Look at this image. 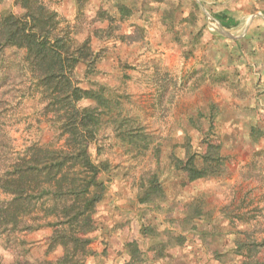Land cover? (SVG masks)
<instances>
[{
    "label": "rangeland",
    "instance_id": "374dc122",
    "mask_svg": "<svg viewBox=\"0 0 264 264\" xmlns=\"http://www.w3.org/2000/svg\"><path fill=\"white\" fill-rule=\"evenodd\" d=\"M138 1L133 16L145 20L144 28L130 20L113 24V38H92L93 50L100 53L96 74L85 79L83 66L75 73L83 88H89L92 81L108 88L113 97L120 99L123 115L134 119L152 141L147 151L135 157L110 129L102 133L100 158L110 163L111 173L105 200L99 206L101 230L94 234L91 246L96 255L86 264L125 263L124 242L134 239L145 248L156 240L140 235L143 226L156 228L158 241L176 235L185 239L181 247L173 245L172 240L167 248L168 258L156 264H237L240 258L234 253L235 242L243 240L244 233L264 242V91L255 89L258 72L247 65L253 62L246 57L247 46L238 47L242 61L239 66L228 57L230 48L225 40V34L236 37L246 29L247 4L242 0H193L200 6V12H195L197 24H205L207 29L206 44L203 41L192 47L190 33L183 31L179 22L187 13L190 0L174 4L180 9L173 16L177 33L162 28L155 16L162 15L169 0ZM44 2L62 19L74 22L76 10L72 0ZM93 5L89 2L88 16H93L99 6L113 11L109 0ZM227 5L239 10L236 27L223 28L215 23L218 22L215 15L222 11L234 19L237 17L235 10L224 9ZM3 10L16 15L22 12L13 0H0V13ZM208 24L216 29L211 27L209 33ZM105 27L107 23L103 22L90 29ZM116 35H124V39L120 41ZM211 75L213 80L217 76V80H210ZM15 103L12 101L10 105L13 116L7 126L14 150L30 143L53 142L56 132L40 117V107L33 101L21 100L18 107ZM210 104L217 107L216 127L228 170L218 178L183 185L180 175L170 168L168 157L172 154L181 157L186 142L194 152L201 149L199 129L206 127L201 113H207ZM251 127L258 131L251 135ZM254 138L258 139L256 143L252 142ZM148 171L157 172L163 183L167 201L161 212L151 206L140 207L136 201L139 179ZM183 205L187 206L185 211ZM196 207L202 208L204 216L187 222L184 215L193 214ZM49 234L47 228L19 233L15 244L13 238L10 242L1 238L0 263H10L14 251L21 249L33 264L55 260L60 250L51 255L45 253ZM19 242L23 244L18 245Z\"/></svg>",
    "mask_w": 264,
    "mask_h": 264
},
{
    "label": "trees",
    "instance_id": "16d2710c",
    "mask_svg": "<svg viewBox=\"0 0 264 264\" xmlns=\"http://www.w3.org/2000/svg\"><path fill=\"white\" fill-rule=\"evenodd\" d=\"M72 2L76 10L73 23L62 19L44 0H13L22 12L0 13V239L10 242L13 238L15 244L19 233L49 229L45 253L51 255L60 250L61 254L53 261L38 264H86L96 255L91 246L94 234L101 230L99 206L105 200L111 173L110 163L100 158L102 133L110 129L135 157L147 151L152 143L134 119L123 115L120 99L113 97L108 88L93 81L89 82V88H83L75 76L79 66L84 67L85 79L96 74L100 53L93 50L92 38H113L112 25L128 21L134 14V6L115 1L112 13L99 6L93 16H88L90 0ZM175 2L179 3L167 1L161 16L162 24L171 33H177L173 16L180 10ZM187 6V15L179 22L192 27L189 45L194 47L202 44L207 28L205 24H197L198 4L190 0ZM215 17L223 28L237 26L236 19L226 11ZM103 22L107 27L90 29ZM139 30L143 32L142 28ZM123 36L116 38L121 41ZM225 40L230 48L232 41ZM227 55L232 59L231 49ZM223 76L224 73L220 76L222 80ZM213 78L211 75L210 80H217V76ZM254 82L258 92L264 91L261 74L258 77L257 73ZM21 100L33 101L40 107V117L56 132L53 142L30 143L14 150L7 126L13 116L12 101L18 107ZM217 113L215 104L208 106L207 113H201L206 122V127L199 129L201 149L194 152L186 142L181 157L174 154L168 157L170 168L180 175L183 185L218 178L228 170L216 127ZM256 131L251 127V135ZM257 140L254 138L252 142ZM136 201L140 207L151 206L156 212L166 208L167 197L157 172L141 175ZM186 207L181 208L185 211ZM193 212L184 215L187 222L204 216L201 207ZM139 233L156 240L145 248L134 239L124 242L122 249L127 260L123 264L162 263L168 258L167 248L172 240L179 247L185 242L180 235L158 241V230L150 226L141 227ZM243 238L235 242L234 253L240 258L237 264H264V242H257L247 232ZM26 254L24 249L14 251L8 264H33Z\"/></svg>",
    "mask_w": 264,
    "mask_h": 264
},
{
    "label": "crops",
    "instance_id": "0c3cea01",
    "mask_svg": "<svg viewBox=\"0 0 264 264\" xmlns=\"http://www.w3.org/2000/svg\"><path fill=\"white\" fill-rule=\"evenodd\" d=\"M107 0H91L90 4H92V6L94 7L93 3L94 2H105ZM111 3L115 2V1H121L127 5H133L134 7H139V1L138 0H109ZM242 3H246L247 4V8L249 10V12H247V23H246V29H244V31H242L240 36H230L228 34H225L227 39L231 40V44H230V49L233 53L232 59L236 64H239V66L242 65V61L241 59H239L241 55L240 51L237 50L238 47H240L241 45H246L248 50H247V56L249 59H251V61H253L250 64H247L251 69H256L258 72V75H262V81L264 82V0H242ZM140 6H142V2H140ZM231 5H227L225 6V10H235V13H237V17L235 18L236 20H239V15H238V9H234L233 7H229ZM200 7V6H199ZM98 9V8H97ZM96 9V10H97ZM95 10V11H96ZM237 11V12H236ZM110 12V11H109ZM188 12V11H187ZM185 16L187 15V13L184 14ZM156 17L159 18V21L162 28H163V24H162V20H161V14L159 13L155 15ZM242 17V15H241ZM243 19V18H242ZM130 22H136L139 23V25L143 27V25H146V23L144 22L145 20H141L139 18V16H132L130 19ZM214 20V19H213ZM215 23L218 25L219 22L215 21ZM135 24V23H133ZM238 25V24H237ZM208 30L210 33V28L212 27V29H216V26H210V24H208ZM221 27V25H219ZM146 27V26H145ZM167 30V27H165ZM183 31L188 30V32L192 31V27L184 24V26L181 28ZM167 32V31H166ZM169 32V31H168ZM171 33V32H170ZM206 36V34H205ZM210 37H212V35H210ZM204 42H206V39L204 37ZM233 47H237L234 49H232ZM230 56V55H229Z\"/></svg>",
    "mask_w": 264,
    "mask_h": 264
}]
</instances>
